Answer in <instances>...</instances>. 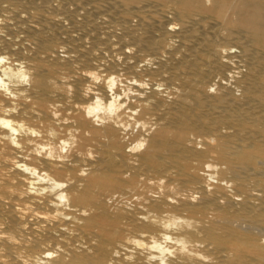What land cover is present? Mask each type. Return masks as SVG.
Wrapping results in <instances>:
<instances>
[{
	"label": "bare ground",
	"instance_id": "obj_1",
	"mask_svg": "<svg viewBox=\"0 0 264 264\" xmlns=\"http://www.w3.org/2000/svg\"><path fill=\"white\" fill-rule=\"evenodd\" d=\"M0 28V264H264V0H0Z\"/></svg>",
	"mask_w": 264,
	"mask_h": 264
},
{
	"label": "rangeland",
	"instance_id": "obj_2",
	"mask_svg": "<svg viewBox=\"0 0 264 264\" xmlns=\"http://www.w3.org/2000/svg\"><path fill=\"white\" fill-rule=\"evenodd\" d=\"M59 20L71 30V31L69 30V34H70V35H73V36H76V37H77V36H78V33H79V36H80L81 31H79V32L77 31V30H80L79 27H78V28L75 27V28H77V29L72 28V27H71V24H70V21H69L68 19H61V18H60ZM67 20H68V21H67ZM66 21H67V22H66ZM69 24H70V25H69ZM2 29H3V28H0V33H4V29H3V30H2ZM72 30H73V31H72ZM75 30H76L77 32H76ZM1 31H2V32H1ZM71 33H72V34H71ZM74 33H76V35H75Z\"/></svg>",
	"mask_w": 264,
	"mask_h": 264
}]
</instances>
